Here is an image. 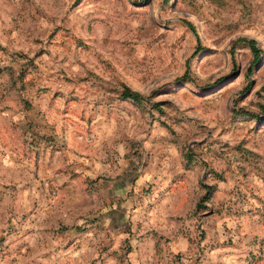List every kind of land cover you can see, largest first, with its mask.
I'll return each mask as SVG.
<instances>
[{
    "label": "rangeland",
    "instance_id": "obj_1",
    "mask_svg": "<svg viewBox=\"0 0 264 264\" xmlns=\"http://www.w3.org/2000/svg\"><path fill=\"white\" fill-rule=\"evenodd\" d=\"M0 264H264V0H0Z\"/></svg>",
    "mask_w": 264,
    "mask_h": 264
},
{
    "label": "trees",
    "instance_id": "obj_2",
    "mask_svg": "<svg viewBox=\"0 0 264 264\" xmlns=\"http://www.w3.org/2000/svg\"><path fill=\"white\" fill-rule=\"evenodd\" d=\"M247 43L251 46L253 50V63L255 64L258 61L260 50L256 47L255 42L253 40H248ZM121 95L124 99H129L136 103H139L143 99V96L140 93L133 91L130 88H124Z\"/></svg>",
    "mask_w": 264,
    "mask_h": 264
},
{
    "label": "crops",
    "instance_id": "obj_3",
    "mask_svg": "<svg viewBox=\"0 0 264 264\" xmlns=\"http://www.w3.org/2000/svg\"><path fill=\"white\" fill-rule=\"evenodd\" d=\"M125 213H127V215H128V218H130V217H131L130 215H132V214H133V213H132V211H130V210H128V209H126Z\"/></svg>",
    "mask_w": 264,
    "mask_h": 264
}]
</instances>
